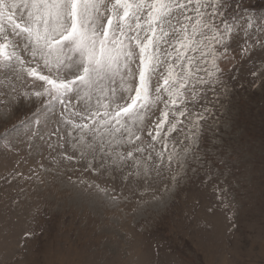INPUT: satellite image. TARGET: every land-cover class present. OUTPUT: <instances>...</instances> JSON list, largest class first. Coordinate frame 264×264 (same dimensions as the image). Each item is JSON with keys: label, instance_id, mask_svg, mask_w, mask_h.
I'll return each instance as SVG.
<instances>
[{"label": "snow or ice", "instance_id": "6c2138e0", "mask_svg": "<svg viewBox=\"0 0 264 264\" xmlns=\"http://www.w3.org/2000/svg\"><path fill=\"white\" fill-rule=\"evenodd\" d=\"M231 7V0H0V103L39 105L0 145L31 150L41 141L61 174L79 173L69 183L110 203L127 200L125 188L161 202L187 178L188 161L200 159L204 132L229 126L221 120L229 89L220 62L235 60L241 32V59L255 47L248 29L264 33V17L229 20ZM213 145L224 163L227 145L219 138ZM166 172L171 186L157 196ZM221 184L213 190L231 211Z\"/></svg>", "mask_w": 264, "mask_h": 264}, {"label": "rangeland", "instance_id": "374dc122", "mask_svg": "<svg viewBox=\"0 0 264 264\" xmlns=\"http://www.w3.org/2000/svg\"><path fill=\"white\" fill-rule=\"evenodd\" d=\"M231 4L229 20L264 17V0ZM248 31L255 45L251 55L241 59V32L232 45L235 60L220 62L229 89L227 99L221 98V120L229 126L204 132L200 159L188 161L187 178L161 202L125 188L128 199L110 203L69 183L66 177L75 180L79 173L65 168L61 174L41 141L31 150L26 144L16 145L18 151L0 145V264H264V49L257 44L264 43V33L255 26ZM38 107L34 100L0 103V136L31 122ZM217 138L227 145L224 163L214 149ZM210 173L213 179L207 180ZM171 175L166 172L155 185V195H162L165 183L171 186ZM217 179L231 195V211L219 204ZM97 183L121 188L119 180Z\"/></svg>", "mask_w": 264, "mask_h": 264}]
</instances>
